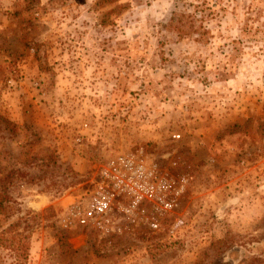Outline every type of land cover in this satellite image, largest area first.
Segmentation results:
<instances>
[{
    "label": "rangeland",
    "instance_id": "obj_1",
    "mask_svg": "<svg viewBox=\"0 0 264 264\" xmlns=\"http://www.w3.org/2000/svg\"><path fill=\"white\" fill-rule=\"evenodd\" d=\"M0 264H264V0H0Z\"/></svg>",
    "mask_w": 264,
    "mask_h": 264
},
{
    "label": "built area",
    "instance_id": "obj_2",
    "mask_svg": "<svg viewBox=\"0 0 264 264\" xmlns=\"http://www.w3.org/2000/svg\"><path fill=\"white\" fill-rule=\"evenodd\" d=\"M130 165L131 163L125 160H121L120 163L112 162L102 175L113 186L119 187L129 197L133 206L148 201L155 204L159 203L165 208L171 207V204L166 201L170 185L165 182L151 181L149 175L139 167H133L130 172H127L126 168ZM110 209V194L99 188L90 194L83 207L77 206L75 208L76 220L79 225L87 226L104 219Z\"/></svg>",
    "mask_w": 264,
    "mask_h": 264
}]
</instances>
